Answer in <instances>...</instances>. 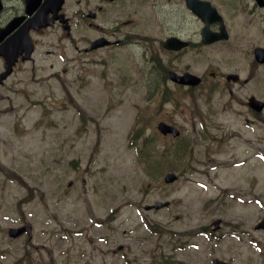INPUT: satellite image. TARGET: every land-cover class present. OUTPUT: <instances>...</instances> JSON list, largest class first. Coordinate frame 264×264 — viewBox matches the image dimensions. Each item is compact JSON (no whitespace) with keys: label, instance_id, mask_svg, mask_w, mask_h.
Returning a JSON list of instances; mask_svg holds the SVG:
<instances>
[{"label":"rangeland","instance_id":"obj_1","mask_svg":"<svg viewBox=\"0 0 264 264\" xmlns=\"http://www.w3.org/2000/svg\"><path fill=\"white\" fill-rule=\"evenodd\" d=\"M140 30L158 34L155 25ZM57 35L46 34L40 49ZM157 56L166 57L142 43L82 50L71 85L29 67L26 82L16 73L0 86V264H264V230L253 227L264 216V127L245 121L246 38L183 55L217 79L237 72L231 95L223 77L211 92L206 83L155 86ZM159 120L180 135H161ZM167 170L178 178L164 183ZM216 217L218 229L202 230ZM24 219L29 242L6 232Z\"/></svg>","mask_w":264,"mask_h":264},{"label":"flooded vegetation","instance_id":"obj_2","mask_svg":"<svg viewBox=\"0 0 264 264\" xmlns=\"http://www.w3.org/2000/svg\"><path fill=\"white\" fill-rule=\"evenodd\" d=\"M238 12L240 17H236ZM141 24L155 25L158 34L141 31ZM90 29L95 36H89ZM55 30L58 35L47 39L50 47L41 50L45 35ZM245 38L249 57L242 80L248 86L245 121L247 125L260 122L264 127V106L256 109L250 104L254 99L264 102V0H0V86L16 73H26L24 79L15 78L26 82L29 67L44 72L45 80L71 85L77 51L90 53L142 43L151 53L166 55L165 60L157 56L153 61L155 86L190 89L206 83L211 92L223 77L221 87L231 95V84L240 81L237 72L221 73L217 79L215 69L199 72L183 62V55L187 51L211 53L221 45L239 47ZM186 72L200 77L194 86L178 80ZM206 228L211 225L202 230ZM28 234L24 231L20 236L29 242L32 237ZM23 257L27 259V254Z\"/></svg>","mask_w":264,"mask_h":264},{"label":"water","instance_id":"obj_3","mask_svg":"<svg viewBox=\"0 0 264 264\" xmlns=\"http://www.w3.org/2000/svg\"><path fill=\"white\" fill-rule=\"evenodd\" d=\"M95 46V45H94ZM232 76L233 79L237 78V75L236 74H228L227 76ZM180 80L181 82H187V83H197L199 81V77L196 76L195 74L193 73H190V72H186L184 75L180 76V78L178 79ZM254 102H250V104L252 106H254L256 109H260L261 107H263V103L261 101H258V100H253ZM158 128L160 129L161 132L163 133H166L168 131H170L173 135H177L179 133V130L171 125V124H168L164 121H160L158 122ZM176 178V174L174 172H166L165 175H164V181L165 182H170V181H173L174 179ZM69 184H70V181H69ZM168 204V201H155V203L153 204H145L144 205V208L145 209H149V208H159L163 205H166ZM219 219H214L213 220V224H214V228L218 227L219 225ZM28 224V222L26 223ZM29 225V224H28ZM256 227H264V219H261ZM25 228V225L24 226H20V227H10L8 229V233L9 235L11 236H16L17 234H19L20 232H22ZM28 230H29V227H28ZM213 263L214 264H229L228 262H225L223 261L222 259H219V258H214L213 259Z\"/></svg>","mask_w":264,"mask_h":264},{"label":"trees","instance_id":"obj_4","mask_svg":"<svg viewBox=\"0 0 264 264\" xmlns=\"http://www.w3.org/2000/svg\"><path fill=\"white\" fill-rule=\"evenodd\" d=\"M167 264H170L169 262H167Z\"/></svg>","mask_w":264,"mask_h":264}]
</instances>
